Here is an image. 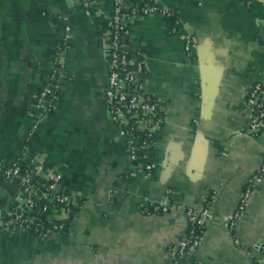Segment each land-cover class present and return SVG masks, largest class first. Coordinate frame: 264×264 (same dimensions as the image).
<instances>
[{
  "label": "crops",
  "instance_id": "1",
  "mask_svg": "<svg viewBox=\"0 0 264 264\" xmlns=\"http://www.w3.org/2000/svg\"><path fill=\"white\" fill-rule=\"evenodd\" d=\"M117 1L0 0V161L25 152L26 165L37 156V178L61 173L76 202L62 231H0V264H264V174L235 228L229 224L264 163V130L247 133L248 92L264 85V0H149L177 14V33L161 12L130 21L131 55L146 61V89L165 113L154 131L151 174L131 160L105 98ZM144 1L122 4L131 11ZM67 28L66 74L54 111L39 120L37 95ZM7 181L0 174L2 210L23 198L21 186ZM166 199L175 210H145ZM187 207H208L210 217L200 249L175 257L168 250L187 238Z\"/></svg>",
  "mask_w": 264,
  "mask_h": 264
},
{
  "label": "built area",
  "instance_id": "2",
  "mask_svg": "<svg viewBox=\"0 0 264 264\" xmlns=\"http://www.w3.org/2000/svg\"><path fill=\"white\" fill-rule=\"evenodd\" d=\"M85 5L88 7L87 3ZM140 5L127 11L122 5V0H118L111 12V31L108 37V48L105 52L109 68L105 98L111 119L117 124L120 134L127 140L131 160L136 167H141L151 174L153 172L151 156L155 149L154 131L157 125L164 122L165 113L157 98L146 89L144 81V75L148 70L146 61L141 57L134 58L131 55L132 41L129 24L133 19L156 12H161L172 18L174 11L164 10L155 2ZM67 31L64 40L55 48L52 72L37 95L36 107L39 120H43L51 114L56 106L61 79L66 74L62 57L70 37L69 28ZM172 31L174 33L180 31L179 20L173 23ZM182 35L184 50L187 55L191 56L194 46L193 37L187 32ZM247 104L251 110L247 133L257 135L264 130V85L261 82L255 83L250 88ZM25 158L29 157L23 152L10 164L0 161V174L7 180L18 182L22 192L26 195V198H22L21 202L13 204L12 207L6 210L0 209V231L17 228L30 229L35 217L27 215L26 211L27 205L34 206L36 204L35 197L45 196L52 204L61 206L62 211L53 210L49 215L51 221L63 220L74 212L71 204L75 208L76 202L73 201L70 193L55 191L56 184L61 182L62 174L56 173L52 177L46 178L51 182H41L37 178V156L31 157L29 164L26 165L23 163ZM23 165L27 167L24 172L21 170ZM263 174L264 163L259 171L248 179L238 206L229 217L231 228H235L237 221L247 209L254 187ZM176 207L174 203L166 199L149 205L145 210L153 213H168L175 210ZM185 214L189 222L187 238L172 244L168 250L175 257L194 254L200 249L205 225L210 217L208 207H187ZM65 227L63 222L57 223L54 226V232L62 231Z\"/></svg>",
  "mask_w": 264,
  "mask_h": 264
},
{
  "label": "trees",
  "instance_id": "3",
  "mask_svg": "<svg viewBox=\"0 0 264 264\" xmlns=\"http://www.w3.org/2000/svg\"><path fill=\"white\" fill-rule=\"evenodd\" d=\"M143 3L144 4H146V3L152 4L154 2L146 0ZM138 6H141V5L138 4V3H136L134 5V7H138ZM176 20H178V16L174 12L173 16H172V22L175 23ZM26 168L27 167L25 165H23L21 167V170L24 172L26 170ZM39 180L41 182H44V181L51 182L50 180L44 179V178H39ZM60 192L61 193L62 192L69 193L65 189L61 190ZM24 198H26V195H25ZM35 203L36 204L34 206H28L27 205L26 214L35 217V220L32 223V225H31L29 230H31L34 234H36L38 236H42V235L44 236L45 234H47V233L50 234L52 232L54 233V231H55L54 230V226L57 223L63 222L67 226L70 223V221L72 220V216L70 214L69 217H67V218H65L63 220H57L56 222L55 221H51V219L49 218V215L53 212V210L62 211V208H61V206H59L57 204L54 205L51 202H49L45 196L35 197ZM71 206L73 207V211H75V208H74L73 204H71ZM45 207H47V208L44 209ZM48 230H49V232H48Z\"/></svg>",
  "mask_w": 264,
  "mask_h": 264
},
{
  "label": "water",
  "instance_id": "4",
  "mask_svg": "<svg viewBox=\"0 0 264 264\" xmlns=\"http://www.w3.org/2000/svg\"><path fill=\"white\" fill-rule=\"evenodd\" d=\"M122 5H124V2H123ZM188 32L193 37V33L191 31H188ZM202 144H204V140H203V138L201 136H199V139H198V142H197V148H196V152H195V155L198 156V157H200L202 155V153H203ZM194 158H195V156H194ZM7 182H8V184H11L13 186H16L17 185L18 187H20V185L16 181L8 180ZM62 189H65L63 187V184L61 182L60 183H57L56 186H55V191L56 192H60ZM20 195L23 198L25 197V195H24V193L22 191H21ZM108 198H109V191L106 192L105 197L101 200L102 207H103L104 210H106L107 207H108ZM16 203H18V202H16Z\"/></svg>",
  "mask_w": 264,
  "mask_h": 264
}]
</instances>
